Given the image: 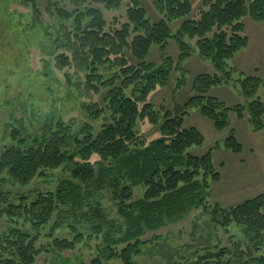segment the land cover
<instances>
[{"label": "trees", "instance_id": "obj_1", "mask_svg": "<svg viewBox=\"0 0 264 264\" xmlns=\"http://www.w3.org/2000/svg\"><path fill=\"white\" fill-rule=\"evenodd\" d=\"M11 1L29 9L20 13L13 11L18 17L17 32L35 29L42 33L36 37L35 47L42 53V71L49 74L51 61L57 69L72 68L74 74L66 71L70 86L67 97L76 102L81 96L93 97L101 92L104 106L98 102L86 106L93 118L110 111L111 120L99 129L92 123L77 128L75 117H65L56 108L49 111L32 108L27 115L29 126L24 119L18 121L19 127L7 124L6 137L11 142L5 143L0 154L1 181L25 185L46 169L62 167L80 183L69 181L68 186L41 193L24 204H14L8 192L0 188V219L7 215L15 220L25 215L38 229L49 221L60 202L70 204L76 213L81 205L78 199L81 183L102 187L108 182L115 187L118 210L126 229L123 236L115 238L112 231L121 227L107 218L100 207L94 208L89 217L91 229L96 234L105 232L107 243L88 264H107L111 258H120L124 264H140L134 255L143 252L141 247L147 240L142 235L146 230L153 231L167 222L178 221L201 206L213 225L237 223L254 237L264 233V192L228 206L207 203L205 194L211 182L220 180L221 175L214 167L210 151L197 155L188 150L203 142L202 132L195 126L183 127L184 115L190 107H198L217 129L227 126V111L242 114L245 110L239 104L227 106L207 91L212 85L234 80L233 71L227 70L226 65L229 58L249 43L243 17L250 15L255 20H264V0H204L196 18L189 17L193 9L191 0H155L157 9L164 15L159 20L148 17L141 0H129L125 18L111 15L110 21L105 10H118L125 0H46L50 21L43 19L39 0ZM173 19L181 20L175 33L169 25ZM72 20L74 23L70 24ZM185 36L196 39L201 55L211 58L222 73L197 74L194 81L197 94L184 104L164 109V121L159 127L161 135L146 144L136 130L137 121L148 118L152 123L159 122L160 110L146 100L156 85L166 84L173 71L180 70L182 61L191 56L193 47L185 41ZM172 38L180 50L176 59L169 55L159 63L146 59L153 45L164 51ZM129 53L136 61H131ZM103 66L118 70L106 77L99 71ZM239 81L242 93L249 98L264 83L256 75ZM246 109L253 127L262 129L264 102L252 99ZM224 144L233 152L243 149L234 129ZM96 154L99 159L95 163L92 157ZM136 184L146 187L139 198L133 197L132 185ZM70 226L74 232L72 239L55 237L43 249L56 251L61 259V251L75 249L85 236L76 224L70 223ZM37 239V235L21 227L4 231L0 234V264H34L41 250ZM113 243L125 245L118 249ZM231 253L229 247L216 244L214 249L212 245L198 247L188 255H179L178 260L171 254L163 258L165 264H234ZM238 255L237 264H264V254L246 259L242 252Z\"/></svg>", "mask_w": 264, "mask_h": 264}, {"label": "rangeland", "instance_id": "obj_2", "mask_svg": "<svg viewBox=\"0 0 264 264\" xmlns=\"http://www.w3.org/2000/svg\"><path fill=\"white\" fill-rule=\"evenodd\" d=\"M128 1L125 0L118 10L104 9L108 20H111V15H118L124 19ZM141 1L147 10L148 17L152 20L164 17L157 9L155 0ZM191 1L193 9L189 17L196 18L199 16L204 0ZM38 2L43 19L50 21L52 18L45 9L46 0ZM66 6L71 8L69 4ZM28 10V7L15 1L0 0V154L5 143L11 142V139L6 137L7 124L9 127L11 125L19 127L18 121L22 119L27 123V115L32 108L35 111H49L56 108L64 113L65 117H75L77 128L92 123L99 129L103 123L111 120L110 111L106 110L98 118H93L86 106L92 102H98L100 106H104L101 92L95 93L93 97L81 96L76 102L67 97L70 86L66 71L74 74L72 68L57 69L54 67V61H51L49 74L42 71L40 62L42 53L35 48L37 36L42 33L39 34L35 29L29 32H17L18 17L13 11L20 13ZM243 21L249 43L229 58L226 65L227 70L233 71L234 80L212 85L207 94L219 97L227 106L242 105L245 110L242 114L236 110L227 111L228 124L221 129H217L213 121L204 116L198 107H190L183 120V127L195 126L204 136L201 144H194L188 148L189 152L202 155L210 151L214 167L221 175L220 180L211 182L208 193L205 194L210 206L236 204L264 192V127L256 130L246 109L248 102L252 99H260L264 102V83L259 86L257 93L249 98L242 93L239 81L240 78L255 75L264 79V20H255L250 15H246ZM180 22V19L169 22L173 33L179 28ZM71 23L73 24L74 21L72 20ZM185 41L193 47L191 56L182 61L180 70L173 71L166 84L156 85L149 92L146 100L151 102L156 110H160L159 122L152 123L148 118H139L137 121L136 130L142 135L146 144L161 135L159 127L164 121V109H172L177 103L184 104L189 97L197 94L194 85L197 74L222 73L211 58L201 55L195 44L196 39L185 36ZM179 51L176 40L172 38L164 51L159 46L153 45L146 59L156 63L161 62L166 55L176 59ZM129 58L131 61H136L130 53ZM114 70L118 68L108 70L106 66H103L99 69L106 77L112 76ZM128 92L132 94V89ZM27 125L29 126V123ZM231 129H234L243 145L241 152H233L224 144ZM98 159L97 154L93 155L92 162L96 163ZM96 165L99 167L98 164ZM127 180L126 182L130 183ZM69 181L80 183L69 171L58 167L46 169L44 174L36 176L25 185L10 180L7 182L0 180V188L8 192L11 202L24 204L33 201L41 193L55 192L59 187L68 186ZM132 189L133 197L139 198L143 196L146 187L144 184H136L132 185ZM79 192L81 197L78 199L81 205L76 209V213L72 212L70 204L60 202L49 221L38 229L27 220L25 215L16 217L15 220L4 215L0 219V234L15 226L37 235V245L41 250L34 264H88L107 243L105 232L96 234L93 228L91 229L89 217L93 209L100 207L107 218L113 219L121 227V229L114 228L115 230L112 231L115 238L124 235L126 225L124 217L118 210L119 200L113 185L107 182L104 186L98 187L96 184L81 183ZM78 218L80 221L77 220ZM70 223L76 224L77 228L84 232L85 239L78 243L75 249L61 251L63 258H67L64 262L63 258L57 257L56 251H46L43 246L52 242L55 237L72 239L74 232ZM142 238L147 240V243L145 242L146 244L141 247L143 252L134 255V259L140 264H165L164 255L171 254L178 260L179 255H188L204 245H212L214 249L216 244L231 249L232 253L229 256L234 264L239 262L238 252H242L244 259L250 255L264 254V233L260 237H254L247 234L243 226L237 223L228 226L213 225L209 216L203 213L202 206L193 208L178 221L167 222L153 231L146 230ZM124 245L125 243L112 244L115 248L118 246V249ZM106 262L107 264H124L120 258H111Z\"/></svg>", "mask_w": 264, "mask_h": 264}]
</instances>
